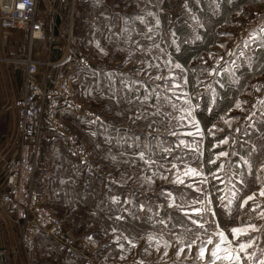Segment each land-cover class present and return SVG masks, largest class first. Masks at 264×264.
Here are the masks:
<instances>
[{"label": "rangeland", "instance_id": "374dc122", "mask_svg": "<svg viewBox=\"0 0 264 264\" xmlns=\"http://www.w3.org/2000/svg\"><path fill=\"white\" fill-rule=\"evenodd\" d=\"M49 1L37 5L47 32L40 47L43 58L55 61L49 44L61 41L56 58L68 43L89 59L92 70L86 73L67 61L43 67L42 73L73 79L74 95L98 110L103 121L74 122V136L88 150L85 163L70 155L60 136L46 131L50 137L40 153L66 159L53 164V158L38 157L35 189L38 200L62 220L69 245L41 233L29 264H202L195 259V247L176 258L177 237L186 235L187 241L192 233L186 230H199L183 211L168 206L173 201L211 200L207 206L225 228L247 221L264 226L256 213L238 209L239 200L224 207L218 199L230 194L232 184L244 195L264 183V0H75L73 6L70 0H54L53 11ZM27 52L26 32L15 30L4 39L0 30V58L5 59L0 102L6 87L18 84L24 68L14 62ZM9 111L4 106L0 114V148L13 132L6 128ZM50 139L56 141L55 150ZM225 139L228 143H219ZM180 140L198 150L178 148ZM220 151L229 153L218 161L226 172L230 169L229 175L218 173L224 183L210 175L206 184L198 179L186 185L170 182L174 177L165 169L177 162L175 157L207 175L216 169L208 160ZM141 152L157 163L145 164ZM238 173L247 186L238 182ZM60 176L63 184L55 187ZM57 192L61 194L55 196ZM259 203L264 207V198ZM212 221L211 213L202 221L209 232L215 227ZM150 235L155 237L151 242ZM252 235L257 238L250 249L255 256L248 264H258L264 258V228ZM0 238V264H28L21 251L13 254L18 230L1 210ZM165 241L171 245L167 249Z\"/></svg>", "mask_w": 264, "mask_h": 264}, {"label": "built area", "instance_id": "2783aa9c", "mask_svg": "<svg viewBox=\"0 0 264 264\" xmlns=\"http://www.w3.org/2000/svg\"><path fill=\"white\" fill-rule=\"evenodd\" d=\"M39 1L43 0H0V30L4 39L15 30L26 32L28 39L27 55L17 61L24 66L22 84L13 102L15 128L2 152L0 175V210L18 230L13 254L21 251L28 264L34 255L35 239L41 233L69 245L62 220L38 200L34 177L39 138L47 130L57 134L70 155L78 163H85L88 150L75 138L68 116L86 123L103 121L98 110L74 95L73 79L59 74L49 81L43 75L42 68L53 62L45 60L40 53L47 33L45 22L37 16ZM70 2L73 6L75 0ZM48 9L54 10L51 4ZM67 61L84 69L91 66L89 59L68 43L56 64Z\"/></svg>", "mask_w": 264, "mask_h": 264}, {"label": "snow or ice", "instance_id": "6c2138e0", "mask_svg": "<svg viewBox=\"0 0 264 264\" xmlns=\"http://www.w3.org/2000/svg\"><path fill=\"white\" fill-rule=\"evenodd\" d=\"M20 7H23V5H20ZM262 31H264V29H262ZM241 55H243V53H241ZM175 67L179 68L180 65L177 64ZM156 79H160V77H156ZM260 103L264 104V101H260ZM237 107L239 108L240 105L237 104ZM187 115L192 117L193 126L196 127L197 133L202 135L199 123L195 121L193 112L188 111ZM225 123L228 122L225 121ZM172 134L176 135V133ZM187 135H191V133H187ZM219 143L226 144L228 141L225 139L221 140ZM177 147L189 148L191 151L198 150L197 148H192L190 145L186 144L184 140H180ZM165 151L171 153L172 149H165ZM228 156V152L220 151L216 155L215 159H209L208 163L216 165V169L210 170L207 175H205V173L197 167L185 165L181 156L175 157L174 159L177 162H170V167H167L165 170L171 173L174 177V179L170 182L178 185H186L187 180L195 181L197 179L200 184H206L208 182L209 175L213 180H218L221 183H224L223 178L218 173H225V175H229L230 169L226 172L224 164L218 163V161L221 158H226ZM139 159L149 166L157 163L150 158L146 159L143 152L139 153ZM247 163L248 162L245 160L244 164ZM160 167L164 168L165 166L161 164ZM238 175L241 177L238 182L241 185L247 186V182L243 179V173H238ZM160 178L165 180L168 179V177L163 174H161ZM256 179L259 180L260 177H256ZM228 183L232 184L231 177H229ZM187 187L191 188L192 185L187 184ZM197 191L203 192V189L198 188ZM220 191H223V189H220ZM239 192L240 189H237L236 185L232 184L231 189H229V195H222L218 197L221 205L229 207L233 204L234 200H239V204L237 205L238 209H247L250 213H256V219L264 220V207H262L259 203V198H264V183H261L258 191H253L251 194L244 193V195H238ZM168 195L171 196L170 193ZM211 203V200H208L207 203H205V200L196 198L191 201H187L186 204L183 205L175 204V201L168 205L169 207H175L176 209L183 211V214L193 225L196 226V229L199 230L194 233L192 232V229L186 230V233H192L191 238H188L187 241L186 235L177 237L176 243L179 244L180 247L176 251V258L179 259L181 255H185V249H187V252L190 254L192 249L195 247V259L201 261L202 264H248V261L252 260L255 256V253L251 252L250 249H253L255 246L257 238L252 234L260 232L264 226L258 227L254 222L247 221L231 228H225L221 224L216 223L215 217L217 216V213L211 207L207 206V204ZM197 205H201V207H197ZM208 213H211L213 217L212 223L215 224V227L211 232H209L205 227V222H202L204 216ZM193 217H199L200 219H194ZM233 219H235V217H233ZM160 223H164V221L161 220ZM205 235L207 236L206 239L203 238ZM154 239L155 237L151 235L148 237L149 242ZM159 244L160 241H157V251H159ZM210 245L211 248H209ZM132 246L135 247L136 245L133 244ZM170 246L171 245L168 241L164 242L165 249ZM261 251L264 252V249H261ZM167 255L168 253L165 251L164 256ZM185 258H187V256H185ZM258 264H264V258L259 259Z\"/></svg>", "mask_w": 264, "mask_h": 264}, {"label": "crops", "instance_id": "0c3cea01", "mask_svg": "<svg viewBox=\"0 0 264 264\" xmlns=\"http://www.w3.org/2000/svg\"><path fill=\"white\" fill-rule=\"evenodd\" d=\"M56 2H57V0H56ZM53 3L55 4V2H54V0H50L49 1V4H52L53 5ZM47 33V32H46ZM61 47V41H56V42H53V43H51L50 42V44H49V52H50V54L52 53V58L55 60V61H53V64H56L57 63V61L59 60V59H61V57H57L56 58V56H58V54H59V52H57V50L59 49ZM27 55V54H26ZM26 55L23 57V58H21V59H24L25 57H26ZM62 55H63V53H62ZM18 60H20V59H17L14 63L15 64H19V65H21L23 68H24V66L22 65V64H20L19 62H17ZM5 61V59L4 58H0V71L2 72V69H1V64H2V62H4ZM50 61V60H49ZM52 62V61H51ZM73 64H75L76 66H78L79 68H81L82 70H85L86 71V73H90L89 71H91L92 70V66H90V68H87V69H84V68H82V67H80L78 64H76V63H73ZM92 64V63H91ZM8 69V68H7ZM22 73H23V70H22ZM22 73H21V75H20V78H19V82H18V84L16 85V87L14 88V87H12V85H9L8 87H6L7 88V90H6V94L4 95L5 97H4V99H3V101H1L0 102V114H1V112H2V109L4 108V106H6L7 107V109L8 110H10L9 112H10V118H9V123H7L6 124V128H8V129H12L13 131H14V128H15V111H14V108H13V102H14V100L18 97V95H19V92H20V89H21V84H22ZM2 74V73H1ZM92 75H94V73H91L90 74V76H92ZM56 78V77H55ZM55 78H53V79H51V78H48V80L49 81H52V80H54ZM69 117V121L71 122V126L72 127H75V124H74V122H76L77 120H80V119H74L73 117H71V116H68ZM74 120V121H73ZM80 121H82V120H80ZM84 124H89V123H91V122H84V121H82ZM92 125H96V123H91ZM94 129V128H93ZM94 131V130H93ZM13 133V132H12ZM11 133V134H12ZM11 134L9 135V137L8 138H6V141H5V144L3 145V146H1V148H0V175H1V172H2V167H1V164H2V159H1V156H2V152H3V149L6 147V145H7V142H8V139L10 138V136H11ZM50 137V135H48V134H46V131H44V133L41 135V137L39 138V144H38V152H37V157H36V159H38V157H41V158H43V160L45 159L46 160V158H53V160H51L52 161V163L53 164H55V163H61V162H63L66 158H65V156L64 155H62V154H59V153H56V155H53V154H49V155H45V153H40L41 152V148H42V144H43V142L45 141V139H46V141H47V139ZM50 145L49 146H51L52 148V150H55V146H56V141H54V140H52V139H50ZM40 155V156H39ZM36 162H37V160H36ZM73 164V163H72ZM60 168H62V164L60 165ZM59 171H60V173L61 174H66V172L64 171V169H59ZM60 181L57 183V182H55L54 183V185H55V187H59V186H61L63 183H62V177L60 176V179H59ZM61 193H59V192H57V193H54V195L55 196H57V195H60ZM0 240H1V238H0ZM2 245H0V247H1ZM1 251H3V249H0ZM10 251H11V249H10ZM11 253H12V251H11Z\"/></svg>", "mask_w": 264, "mask_h": 264}, {"label": "trees", "instance_id": "16d2710c", "mask_svg": "<svg viewBox=\"0 0 264 264\" xmlns=\"http://www.w3.org/2000/svg\"><path fill=\"white\" fill-rule=\"evenodd\" d=\"M90 68V67H89ZM102 123V122H101ZM96 124H99V123H96ZM98 129V128H95V130Z\"/></svg>", "mask_w": 264, "mask_h": 264}]
</instances>
